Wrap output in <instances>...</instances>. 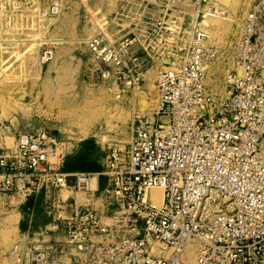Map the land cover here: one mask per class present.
<instances>
[{
	"label": "built area",
	"instance_id": "1",
	"mask_svg": "<svg viewBox=\"0 0 264 264\" xmlns=\"http://www.w3.org/2000/svg\"><path fill=\"white\" fill-rule=\"evenodd\" d=\"M166 1L179 16L165 14L153 29L182 54L159 66L153 120L134 117L125 150L102 138L100 172L64 170L59 136L46 128L19 132L13 149L0 146V193L25 203L43 191L73 264H264V0H254L243 18L222 93L207 81L219 49L204 43L200 20L224 12L208 0ZM121 2L123 15L130 0ZM58 7L52 2L42 13L55 15ZM139 21L124 39L111 42L99 28L87 40L99 64L92 77L139 83L146 66L136 54ZM66 185L102 192L111 212L74 200L63 216L55 201ZM150 187L163 188L161 204L147 198ZM26 245L19 242L21 257ZM51 252L35 251L33 260H48Z\"/></svg>",
	"mask_w": 264,
	"mask_h": 264
},
{
	"label": "rangeland",
	"instance_id": "2",
	"mask_svg": "<svg viewBox=\"0 0 264 264\" xmlns=\"http://www.w3.org/2000/svg\"><path fill=\"white\" fill-rule=\"evenodd\" d=\"M208 1L227 16L219 17L223 22L221 28L206 25L204 16L200 20L211 33L204 43L219 49L213 64L217 68L219 91L212 92L222 93L224 75L232 67L233 42L254 0ZM52 2L59 4V13L44 15L42 10ZM125 7L129 12L121 15V0H0V146L13 149L19 132L46 128L59 136L57 152L64 155L65 165L76 162L101 166L102 138L123 150L128 148L134 117L143 121L154 118L160 64L179 60L182 51L169 48V39L165 41L159 29H153L156 20L165 14L179 16L175 8L168 9L166 0H153L149 4L130 0ZM135 21L141 23L139 29L143 30L142 45L136 54L146 64L137 86L92 77L91 70L99 64L87 40L99 28L111 42L124 39ZM166 37L172 39L170 35ZM46 48L53 49L54 59L49 61L52 63L41 62ZM134 87H138L135 96ZM141 91L149 92L151 102L143 109L137 104L136 112L131 114L129 110L134 109V99L139 101ZM119 105L126 109L123 120L116 117L107 120ZM84 130H88L85 136ZM105 184L102 179L100 188ZM105 196L99 191L81 192L66 185L57 190L55 203L58 206L76 200L97 207ZM62 200L64 203H59ZM50 202L43 197L29 208L22 196L0 193V264H72L69 252H62L64 232L51 225ZM65 208L62 215L69 216L72 207ZM22 239L27 245L21 257L17 247ZM43 250L52 251L48 260L44 263L33 260V253Z\"/></svg>",
	"mask_w": 264,
	"mask_h": 264
},
{
	"label": "bare ground",
	"instance_id": "3",
	"mask_svg": "<svg viewBox=\"0 0 264 264\" xmlns=\"http://www.w3.org/2000/svg\"><path fill=\"white\" fill-rule=\"evenodd\" d=\"M222 1H224V2H227L228 0H222ZM217 7V6H216ZM218 8V7H217ZM220 9V8H219ZM59 11H60V6L58 7V13H59ZM221 11H222V9H221ZM209 12V11H208ZM224 12V11H223ZM57 13V14H58ZM223 14L224 13H216V12H212L211 13V11H210V13H207L206 15H205V17H204V20H203V22L206 24V25H216L218 28H221L222 27V23L223 22H221V20H220V18H221V16H223ZM220 17V18H219ZM223 17H225V16H223ZM227 17V16H226ZM225 17V18H226ZM222 19V18H221ZM224 19V18H223ZM237 22H238V25L240 26V23H241V21L238 19L237 20ZM40 26V25H39ZM39 26H38V28H39ZM19 27V26H18ZM41 27V26H40ZM21 28V27H20ZM42 28V27H41ZM35 29V28H34ZM91 29V28H90ZM39 30V29H38ZM43 30V29H42ZM39 32H41V31H39ZM208 32V38L209 37H211V33L209 32V31H207ZM38 33V32H37ZM238 33V32H237ZM40 35V34H39ZM28 36V35H27ZM35 36H37L36 34H35ZM42 36V35H41ZM30 37H32V36H30ZM39 37V36H38ZM36 38V37H35ZM31 39V38H30ZM34 39V38H33ZM38 40V39H37ZM50 40V39H49ZM31 41V40H30ZM35 41H36V39H35ZM34 41V42H35ZM57 41V40H56ZM39 42V41H38ZM49 42V41H48ZM36 45L38 44V43H35ZM49 51L50 50V48H46L44 51H43V53H42V55H41V57H40V59H41V62L42 63H46V62H49L52 58H53V56H54V52H53V49H51L50 51H51V53H52V55L50 56V58L48 57V54H45V52L46 51ZM218 57V56H217ZM48 59V60H47ZM54 59V58H53ZM217 59V58H216ZM215 59V60H216ZM231 61H232V59H231ZM49 63H52V61L51 62H49ZM213 64H215V61H214V63ZM232 65V64H231ZM216 70H217V68H216V66H214V65H212V67H211V69H210V73H209V76H208V84H209V86H210V88H211V90L213 91V92H217V91H219V84H218V80H217V78H215V73H216ZM137 86V85H136ZM134 96H135V94H136V91L138 90V87H134ZM132 90V91H133ZM223 90V89H222ZM139 93V92H138ZM117 98V97H116ZM135 98V97H134ZM151 98H150V96H149V92L148 91H141V95H140V99H139V101H137V99H134L135 101H134V109H131V111L129 110V113L131 112V114H133V113H135L136 112V110H135V108L139 105V107H141L142 109L144 108V107H146L147 105H149L150 104V102H151V100H150ZM138 104V105H137ZM7 107V106H6ZM7 108H9V107H7ZM5 109V108H4ZM7 110H9V109H7ZM126 109L122 106V105H119V106H117V109H116V112H114L113 114L112 113H110L108 116H107V120H109L110 119V117H116V118H121L122 120H123V118H124V116H123V113H124V111H125ZM133 110H134V112H133ZM5 111H6V109H5ZM76 112V111H75ZM128 113V112H127ZM6 113H4L3 115H5ZM3 117H6V115L5 116H3ZM126 119V118H125ZM110 121V120H109ZM87 132H88V130H84L83 131V135L85 136L86 134H87ZM131 136H132V134H131ZM130 141H131V138H130ZM96 181H95V179L93 180V183H92V185L94 186V184H95V186L97 185L96 183H95ZM69 188H71V187H68V189H67V192H70V190H69ZM94 188V187H93ZM146 195H147V198H149V199H152V201H153V203H155V204H157V205H159V204H161V202H162V200H163V188L162 187H150V188H148L147 189V193H146ZM83 198H85V197H83ZM189 259L191 260V261H194V257H193V254L192 253H189ZM45 261H43V262H41V263H44ZM71 262H72V260H71ZM73 264V263H72Z\"/></svg>",
	"mask_w": 264,
	"mask_h": 264
},
{
	"label": "trees",
	"instance_id": "4",
	"mask_svg": "<svg viewBox=\"0 0 264 264\" xmlns=\"http://www.w3.org/2000/svg\"><path fill=\"white\" fill-rule=\"evenodd\" d=\"M100 166L98 165H82V164H77L76 162L74 163H68L65 165V160H64V170L66 171H74V170H93L94 169H99ZM44 197V192L42 191L40 194H38V196L36 197H31L29 198V200L27 201L26 204H28L29 208L30 207H34L37 205V203H39V200L42 199Z\"/></svg>",
	"mask_w": 264,
	"mask_h": 264
},
{
	"label": "crops",
	"instance_id": "5",
	"mask_svg": "<svg viewBox=\"0 0 264 264\" xmlns=\"http://www.w3.org/2000/svg\"><path fill=\"white\" fill-rule=\"evenodd\" d=\"M103 162H104V153H103V160H102V162H101V166H100V168H99V169H94V171H98V172H100V171L103 169ZM102 179H104V180H105V183H106V178H105V177H101V180H102ZM101 180L99 181V185H100ZM106 185H107V183L105 184V186H104L103 188H100V186H99V190L102 191V190L106 187ZM81 192H82V191H81ZM87 193H90V192H87ZM94 193H96V192H94ZM100 195H101V196H104V194H103L102 192H100ZM91 202H92V201H91ZM91 202H90V203H91ZM66 205L72 207V202H71V203H66V204L63 205V207H64L63 212L66 210V208H65ZM97 207L106 210L108 213H110L111 210H112V206L107 204V197H106V196H105V198H103V203L100 204V205H98Z\"/></svg>",
	"mask_w": 264,
	"mask_h": 264
}]
</instances>
